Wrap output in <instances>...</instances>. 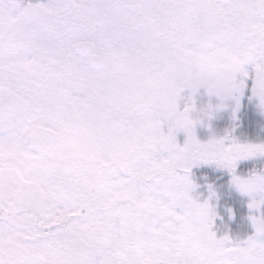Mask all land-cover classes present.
<instances>
[{
	"label": "snow or ice",
	"instance_id": "1",
	"mask_svg": "<svg viewBox=\"0 0 264 264\" xmlns=\"http://www.w3.org/2000/svg\"><path fill=\"white\" fill-rule=\"evenodd\" d=\"M244 97L264 0H0V264H264V168L238 174L264 141L197 134ZM204 165L251 234L218 235Z\"/></svg>",
	"mask_w": 264,
	"mask_h": 264
},
{
	"label": "rangeland",
	"instance_id": "2",
	"mask_svg": "<svg viewBox=\"0 0 264 264\" xmlns=\"http://www.w3.org/2000/svg\"><path fill=\"white\" fill-rule=\"evenodd\" d=\"M204 101L207 102L208 97L205 95L203 97ZM215 102V101H213ZM261 114L264 116V112H262L258 107L256 102L251 101L248 97H244L241 101V107L237 113L238 119L234 121L233 117V110L232 108H228L225 110H222L218 112L215 116V118L211 122V129H209L207 126H198L197 128V134L200 139L207 140L210 138V136L215 133L216 136H224L229 131L234 130V135L239 137L241 140L245 141H253V142H261L264 141V136L261 134V131L264 130V127H261L259 125H256L254 123V119L257 115ZM255 124V125H253ZM246 127H248V131H246ZM249 132V133H248ZM264 134V132H263ZM183 141V136H181V142ZM223 173V172H221ZM226 175H229V179L231 182L232 176L229 172ZM222 177V176H220ZM232 186V185H231ZM236 191H238L235 186H233ZM239 192V191H238ZM241 197L244 198V200L247 202V197L242 195L240 192L238 193ZM239 198H233L231 200V205L234 207L235 205L239 204ZM236 201V202H235ZM214 204L216 202H213ZM231 207L227 205H223L221 201L219 200V207L217 208V211L223 215L225 207ZM237 213V212H236ZM237 217V216H236ZM236 220V219H235ZM247 224H243L241 227V230H237L235 227L231 225V231L234 232V234H231L234 238L236 236H239L241 238L245 237V228ZM251 226V223H250ZM248 227V226H247ZM217 232L218 235H223L227 231L226 229L220 224L219 220L217 221ZM238 232V233H237Z\"/></svg>",
	"mask_w": 264,
	"mask_h": 264
},
{
	"label": "flooded vegetation",
	"instance_id": "3",
	"mask_svg": "<svg viewBox=\"0 0 264 264\" xmlns=\"http://www.w3.org/2000/svg\"><path fill=\"white\" fill-rule=\"evenodd\" d=\"M213 171V172H218V173H220V172H222V170H220V169H195L194 171L196 172V175L197 176H199V175H201V173L203 172V171ZM220 179H225V177L224 176H222V177H220ZM216 185V188H217V191H218V189L219 190H224V189H227V190H229V192L227 191V193H219L220 194V201H221V203L223 204V205H225V204H229L228 203V201H231L233 198H234V194L232 193V191H230V190H232L230 187H231V185H223V184H215ZM202 193H203V196L204 197H207V195H208V192H207V189H206V187H204V188H202L201 190H200ZM226 200V201H225ZM213 202H216L215 200L213 201ZM217 203V202H216ZM248 215H246V216H243V217H240V216H238V214H237V217H236V220H234V221H238V220H244V224H247V226H246V229H247V231H245V237L247 236V235H249V234H251L252 232H253V229H252V227L250 226V221H247L245 218L247 217ZM226 229V231L227 232H229L228 231V227L227 228H225ZM231 233V232H230Z\"/></svg>",
	"mask_w": 264,
	"mask_h": 264
},
{
	"label": "trees",
	"instance_id": "4",
	"mask_svg": "<svg viewBox=\"0 0 264 264\" xmlns=\"http://www.w3.org/2000/svg\"><path fill=\"white\" fill-rule=\"evenodd\" d=\"M254 123L256 125H259L261 127H264V116H262L261 114L257 115ZM253 124V125H255ZM246 131H248V127H246L245 129ZM264 130L261 131V134L264 136L263 134ZM214 169L213 166H208V165H204L201 167V169ZM260 168H264V158H258L256 160H250V161H244L240 164L239 169H238V174L241 176H247V174L253 170V169H260ZM211 173V178L212 180H215L219 174L215 173V172H210ZM228 183V182H226Z\"/></svg>",
	"mask_w": 264,
	"mask_h": 264
}]
</instances>
